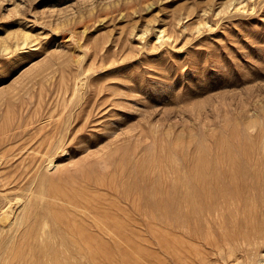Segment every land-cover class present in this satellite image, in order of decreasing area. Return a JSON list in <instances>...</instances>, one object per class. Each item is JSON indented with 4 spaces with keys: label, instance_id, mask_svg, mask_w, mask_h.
Returning <instances> with one entry per match:
<instances>
[{
    "label": "rangeland",
    "instance_id": "rangeland-1",
    "mask_svg": "<svg viewBox=\"0 0 264 264\" xmlns=\"http://www.w3.org/2000/svg\"><path fill=\"white\" fill-rule=\"evenodd\" d=\"M0 157V264H259L264 0H0Z\"/></svg>",
    "mask_w": 264,
    "mask_h": 264
},
{
    "label": "bare ground",
    "instance_id": "bare-ground-1",
    "mask_svg": "<svg viewBox=\"0 0 264 264\" xmlns=\"http://www.w3.org/2000/svg\"><path fill=\"white\" fill-rule=\"evenodd\" d=\"M40 90H41V89H40ZM68 91H69V90H68ZM40 94H41V93H40ZM63 96H64V95H63ZM42 98H43V97H42ZM43 101H44V100H43ZM40 103H41V102H40ZM50 105H51V104H50ZM41 108H42V107H41ZM36 109H37V108H36ZM89 109H90V108H89ZM77 112H78V111H77ZM35 113H36V112H35ZM35 113H34V114H35ZM54 113H55V112H54ZM64 113H65V112H64ZM79 113H81V112H79ZM89 113H90V111H89ZM50 114H51V113H50ZM55 114H56V113H55ZM60 114H61V113H60ZM76 114H77V113H76ZM35 115H36V114H35ZM37 115H38V114H37ZM77 115H78V114H77ZM46 116H47V115H46ZM74 116H75V115H74ZM79 116H80V114H79ZM31 118H32V117H31ZM36 118H37V117H36ZM62 118H63V115H62ZM77 118H79V117L77 116ZM87 118H88V117H87ZM63 119H64V118H63ZM63 119H62V120H63ZM29 120H30V119H29ZM29 120H27V121H29ZM55 120H56V119H55ZM49 121H50V120H49ZM65 121H66V119H65ZM75 121H76V119H75ZM20 122H21V121H20ZM56 122H57V121H56ZM61 122H62V121H61ZM54 123H55V122H54ZM28 124H29V123H28ZM58 124L60 125L59 122H58ZM58 124H57V125H58ZM64 124L66 125V123H64ZM19 125H20V124H19ZM24 125H25V124H24ZM61 125H62V124H61ZM61 125H60V126H61ZM27 126H28V125H27ZM53 126H54V125H53ZM60 126H59V127H60ZM42 127H43V126H42ZM65 127H67V126H65ZM52 128H53V127H52ZM52 128H51V129H52ZM39 129H40V128H39ZM61 129H62V128H61ZM61 129H60V131H61ZM52 130H53V129H52ZM54 130H55V129H54ZM56 130H58V126H56ZM62 130H63V129H62ZM26 131H27V130H26ZM35 131H36V130H35ZM40 131H41V130H40ZM69 131H70V130H69ZM47 132H48V134H50V137H51V138H49L50 140L48 139V141H49L50 143L47 141V142L50 144V147H51V142H52V144L55 143V145H56L57 142H54V141H53L52 136H51L52 134L49 133V132H50V129H49V131H47ZM51 132H52V131H51ZM55 132H56V131H55ZM57 132H59V131H57ZM65 132H66V131H65ZM41 133H42V132H41ZM61 133H62V131H61ZM67 133H68V132H67ZM55 134H56V133H55ZM44 135L48 136V135L45 134V133H44ZM44 135H43V136H44ZM56 135L59 136V133H57ZM36 136H37V135H36ZM53 136H54V135H53ZM58 136H54L53 138L58 137ZM48 137H49V136H48ZM55 139H56V138H55ZM55 139H54V140H55ZM57 139H58V138H57ZM45 140H46V139H45ZM261 140H262V139H261ZM43 142H44V139H43ZM260 142H261V141H260ZM29 143H31V142H29ZM38 143H39V142H38ZM40 143H41V142H40ZM45 143H46V142H45ZM45 143H43V145H44ZM48 143H47V144H48ZM36 144H37V143H36ZM37 145H38V144H37ZM41 145H42V144H41ZM43 145H42V146H43ZM45 145H46V144H45ZM24 146H25V145H24ZM50 147H49V148H50ZM26 148H27V147H26ZM47 148H48V145H47ZM49 148H48V149H49ZM48 149H47V150H48ZM29 150H30V149H29ZM38 150H39V149H38ZM19 151H20V150H19ZM44 152H45V151H44ZM47 152H48V151H46V155H47ZM63 152H64V151H63ZM20 154H21V153H20ZM36 154H37V152H36ZM1 157H2V156H1ZM1 157H0V158H1ZM48 157H50V156H48ZM11 158H12V157H11ZM15 158H16V157H15ZM51 158H52V157H51ZM49 159H50V158H49ZM1 160H3V159H1ZM24 160H25V159H24ZM53 160H54V158L51 159L50 163H53ZM5 161H6V162H4V164L7 163V160H5ZM127 161H128V160H127ZM255 161H257V160H255ZM31 163H32V162H31ZM130 163H131V162H130ZM135 166H136V165H135ZM0 167H1V165H0ZM10 167H11V166H9V168H10ZM21 167H22V165H21ZM35 167H36V166H35ZM49 167H50V166H49ZM251 167H252V166H251ZM50 168H51V167H50ZM5 170H6V169H5ZM2 171H3V170H2ZM2 171H1V173H2ZM22 171H23V170H22ZM4 172H5V171H4ZM120 172H121V171H120ZM1 173H0V177H1ZM251 173H252V172H251ZM2 174L4 175V173H2ZM129 175H130V174H129ZM201 175H202V174H201ZM256 176H257V174H256ZM4 177L6 178L7 176H4ZM4 177H1V178L4 179ZM10 177H12V176H10ZM10 177H8V178H10ZM26 177H27V176H26ZM8 178H6V179H8ZM248 178H249V177H248ZM17 179H18V178H17ZM26 179H27V178H26ZM32 179H34V178H32ZM89 179H90V178H89ZM127 179H128V178H127ZM152 179H153V178H152ZM9 180H12V179H9ZM4 181H5V180H4ZM15 181H16V180H15ZM33 181H35V179H34ZM181 181H182V180H181ZM192 181H193V180H192ZM198 181H199V180H198ZM198 181H197V182H198ZM200 181H201V178H200ZM200 181H199V182H200ZM203 181H204V180H203ZM95 182H96V181H95ZM110 182H111V181H110ZM204 182H205V181H204ZM204 182H203V183H204ZM6 183H7V180H6ZM8 183H10V181H9ZM13 183H14V182H13ZM33 183H34V182H33ZM33 183H31V184H33ZM54 183H55V182H54ZM76 183H77V182H76ZM112 183H113V182H112ZM128 183H129V182H128ZM133 183H134V182H133ZM148 183H149V182H148ZM216 183L219 184L217 181H216ZM51 184H53V183H51ZM135 184H136V183H135ZM162 184H163V182H162ZM3 185H5V182L2 183V186H3ZM7 185H9V184H7ZM7 185H5V186H3V187H6ZM29 185H30V184H29ZM53 185H54V184H53ZM104 185H105V184H104ZM124 185H125V184H124ZM187 185H188V183H187ZM187 185H186V186H187ZM204 185H205V184H204ZM204 185H202V186H204ZM207 185H208V183H207ZM2 186L0 185L1 188H2ZM31 186H32V185H31ZM31 186H30V187H31ZM115 186H116V184H115ZM191 186H192V185H191ZM195 186H196V184H195ZM220 186H221V185H220ZM66 187H67V186H66ZM70 187H71V186H70ZM94 187H95V186H94ZM129 187H130V186H129ZM224 187H225V186H224ZM106 188H107V187H106ZM195 188H196V187H195ZM209 188H211V186H210ZM218 188H219V187H218ZM221 188H222V186H221ZM226 188H229V187H226ZM250 188H251V187H250ZM31 189H32V188H31ZM76 189H77V188H76ZM97 189H98V188H97ZM127 189H128V188H127ZM188 189H190V188H188ZM203 189H206V188H203ZM58 190H59V189H58ZM64 190H65V189H64ZM111 190H112V189H111ZM191 190H192V187H191ZM194 190H195V189H194ZM196 190H197V189H196ZM209 190H210L209 193L211 194V193H212V192H211L212 189H209ZM216 190H217V189H216ZM216 190H215V192H217ZM31 191H32V190H31ZM83 191H84V190H83ZM119 191H120V190H119ZM203 191H207V189H206V190H203ZM220 191H222V189H221ZM224 191H225V190H224ZM228 191H229V190H228ZM91 192H93V191H91ZM103 192H105V191H103ZM188 192H189V191H188ZM66 193H67V192H66ZM197 193H198V192H197ZM197 193H196V195H198ZM209 193H208V194H209ZM226 193H227V192H226ZM226 193H224V194L226 195ZM232 193H233V192H232ZM234 193H235V192H234ZM98 194H99V193H98ZM121 194H122V193H121ZM186 194H187V193H186ZM191 194H192V192L190 193V195H191ZM203 194H204V193H203ZM52 195H53V196H52ZM52 195L50 196L51 199H53V198H54V199H57V198H58V199H59L58 201L63 200V201L65 202V200H64L63 197H62L63 199H61V198H59V196H57V197L54 196V195H56V194H54V192H53ZM64 195H65V194H64ZM66 195H67V194H66ZM138 195H139V194H138ZM169 195H170V194H169ZM173 195H174V194H173ZM190 195H189V197H190ZM199 195H200V194H199ZM204 195H206V194H204ZM228 195H229V194H227V196H228ZM43 196H44V195H43ZM67 196H68V195H67ZM166 196H167V195H166ZM166 196H165V197H166ZM194 196H195V195H194ZM6 197H7V196H6ZM47 197H48V196H47ZM117 197H118V196H117ZM134 197H135V196H134ZM173 197H174V196H173ZM191 197H193V196L191 195ZM199 197H200L199 199L201 200V195H200ZM7 198H8V197H7ZM15 198H16V197H15ZM68 198H69V197H68ZM112 198H113V197H112ZM141 198H142V197H141ZM170 198H171V197H170ZM187 198H188V196H187ZM193 198H194V197H193ZM190 199H192V198H190ZM205 199H206V198H205ZM17 200H18V199H17ZM69 200H70V199H69ZM127 200H128V199H127ZM185 200H186V199H185ZM196 200H197V199H196ZM2 201H3V200H2ZM2 201H0V202H2ZM191 201H192V200H191ZM193 201L195 202V200H193ZM204 201H205V200H204ZM206 201H207V200H206ZM206 201H205V202H206ZM4 202L6 203V201H4ZM23 202H24V201H23ZM70 202H71V201H70ZM137 202L139 203V201H137ZM181 202H182V201H181ZM196 202H197V201H196ZM200 202H201V201H200ZM205 202H204V204H205ZM5 203H4V204H5ZM7 203H11V200L8 201ZM12 203H13V202H12ZM12 203H11V204H12ZM18 203H19V201H18ZM21 203H22V202H21ZM153 203H154V202H153ZM156 203H157V202H156ZM179 203H180V202H179ZM187 203H188V199H187ZM191 203H193V202H191ZM197 203H198V202H197ZM13 204H14V203H13ZM69 204L71 205L72 203H69ZM121 204H122V203H121ZM150 204H151V203H150ZM184 204H186V203H184ZM194 204H195V203H193V207H196V206H195L196 204H195V205H194ZM5 205H6V204H5ZM14 205H15V204H14ZM100 205H101V204H100ZM187 205L189 206V203H188ZM199 205H200V204H199ZM0 206H1V204H0ZM74 206L76 207L77 205H74ZM5 207H6V206H5ZM5 207H4V208H5ZM61 207H62V206H61ZM63 207H64V205H63ZM80 207H82V206L78 204V208H80ZM166 207H167V206H166ZM178 207H179V206H178ZM189 207H190V206H189ZM199 207H200V206H199ZM0 208H1V207H0ZM9 208L12 209L11 206H10ZM151 208H152V207H151ZM172 208H173V207H172ZM187 208H188V207H186V209H187ZM200 208H201V207H200ZM7 209H8V208H7ZM61 209H62V208H61ZM82 209H83V207H82ZM166 209H167V208H166ZM1 210H3V209H1ZM79 210H80V209H78V211H79ZM72 211H73V210H72ZM164 211H165V210H164ZM167 211H168V210H167ZM191 211H194V210L192 209ZM195 211H196V209H195ZM13 212H14V211H13ZM64 212H65V209H64ZM82 212H84V210H83ZM87 212H88V211H87ZM110 212H111V211H110ZM165 212H166V211H165ZM11 213H12V211H11L10 213H8L7 210L0 212V223H2V224H3V223H4V224L6 223V224H7V222L9 221V218H10V214H11ZM85 213H86V212H85ZM12 214H14V213H12ZM62 214H63V213H62ZM86 214H87V213H86ZM152 214H154V212H153ZM84 215H85V214H84ZM91 215H92V214H91ZM88 216H89V215H88ZM93 216L95 217V213H94ZM93 216H92V218H93ZM151 216H152V215H151ZM92 218H91V219H92ZM121 218H122V217H121ZM123 218H124V217H123ZM10 219H11V218H10ZM82 219H83V218H82ZM94 219H96V217L93 218V220H92V221H94V224H96V225L100 224L101 221H102V220H101L100 223H99V222H97L98 219H97L96 222H95ZM124 219H125V218H124ZM99 220H100V219H99ZM132 220H133V219H132ZM194 220H195V219H194ZM10 221H11V220H10ZM114 221H115V220H114ZM129 221H130V220H129ZM155 221H156V220H155ZM195 221H196V220H195ZM133 222H134V221H133ZM8 224H10V222H9ZM45 224H46V221H45ZM102 224H103V223H102ZM125 224H126V223H125ZM130 224H131V223H130ZM135 224H136V223H135ZM170 224H171V223H170ZM0 225H1V224H0ZM103 225L105 226L106 223L103 224ZM188 225H189V224H188ZM3 226H4V225H3ZM47 226H48V225H47ZM106 226H107V225H106ZM106 226H105V227H106ZM97 227H98V226H97ZM107 227H108V226H107ZM144 227H145V226H144ZM42 228H43V227H42ZM153 228H154V227H153ZM137 229H138V228H137ZM49 230H50V229H49ZM42 231H43V230H42ZM139 231H140V230H139ZM43 232H44V231H43ZM137 232H138V231H137ZM0 233H1V232H0ZM3 233H4V232H3ZM113 233H114V232H113ZM113 233H112V234H113ZM138 233H139V232H138ZM73 234H74V233H73ZM115 234H116V233H115ZM128 234H129V233H128ZM213 234H214V233H213ZM116 236H117L118 238H120L118 234H117ZM116 236H113V235H112L111 237H112L113 239H115ZM96 237H97V236H96ZM223 237H224V236H223ZM40 238H41V237H40ZM92 238H93V237H92ZM121 238H122V237H121ZM121 238H120V239H121ZM217 238H218V237H217ZM224 238H225V237H224ZM90 239H91V238H90ZM90 239H89V240H90ZM93 239H94V238H93ZM97 239H98V237H97ZM113 239H112V240H113ZM120 239H119V240H120ZM80 240H81V239H80ZM122 240H123V239H122ZM216 240H217V239H216ZM90 241H91V243H92L93 245H97V243L95 242V241H96V238H95V240H92V239H91ZM97 241H98V240H97ZM77 242H78V241H77ZM147 242H148V241H147ZM12 243H13V242H12ZM81 243H82V242H81ZM211 243H212V242H211ZM65 244H66V243H65ZM88 244H89V243H88ZM108 244H109V243H108ZM148 244H149V243H148ZM165 244H166V243H165ZM171 244H172V243H171ZM125 245H126V244H125ZM173 245H174V244H173ZM192 245H193V244H192ZM217 245H218V242H217ZM104 246H105V245H104ZM121 246H122V245H121ZM124 247H125V246H124ZM214 247H215V246H214ZM90 248H91V246H90ZM140 248H141V247H140ZM171 248H173V247H171ZM195 248H196V247H195ZM81 249H82V248H81ZM113 249H114V248H113ZM132 249H133V248H132ZM138 249H139V248H138ZM160 249H161V248H160ZM84 250H86V249H84ZM89 250H91V249H89ZM101 250H102V249H101ZM140 250H141V249H140ZM140 250H139V251H140ZM46 251H47V250H46ZM86 251H87V250H86ZM92 251H96V248H93V247H92L91 253H92ZM103 251H104V249H103ZM103 251H102V252H103ZM106 251H108V250H106ZM112 251H113V250H112ZM135 251H136V250H135ZM155 251H156V250H155ZM81 252H82V251H81ZM110 252H111V250H110ZM83 253H85V252H83ZM103 253H105V252H103ZM122 253H123V252H122ZM203 253H204V252H203ZM203 253H202V255H203ZM89 254H90V252H89ZM123 254H124V253H123ZM104 255H105V254H104ZM130 255H131V254H130ZM141 255H142V254H141ZM91 256H92V254H91ZM93 256H94V258L91 257V258L89 259L90 261H88V262L85 263V264H94V261L97 260V259H95V254H94ZM139 256H140V254H139ZM142 256H143V255H142ZM142 256H141V257H142ZM159 257H160V256H159ZM33 258H34V256H33ZM75 258H76V257H75ZM98 258H99V257H98ZM128 258H129V257H128ZM112 259H113V258H112ZM115 259H116V258H115ZM143 260H144V259H143ZM95 262H97V261H95ZM126 262H127V261H126ZM133 263H134V262H133ZM133 263H132V264H133ZM187 263H188V262H187ZM96 264H97V263H96ZM115 264H116V263H115ZM158 264H159V261H158ZM237 264H239V263H237ZM259 264H264V258H263L262 260H260V263H259Z\"/></svg>",
    "mask_w": 264,
    "mask_h": 264
}]
</instances>
